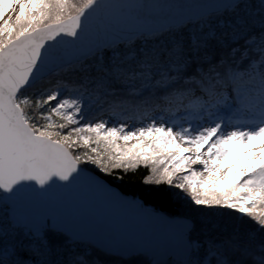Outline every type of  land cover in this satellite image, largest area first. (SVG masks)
<instances>
[{
	"label": "snow or ice",
	"instance_id": "obj_1",
	"mask_svg": "<svg viewBox=\"0 0 264 264\" xmlns=\"http://www.w3.org/2000/svg\"><path fill=\"white\" fill-rule=\"evenodd\" d=\"M259 140L264 0H0V264H264Z\"/></svg>",
	"mask_w": 264,
	"mask_h": 264
},
{
	"label": "water",
	"instance_id": "obj_2",
	"mask_svg": "<svg viewBox=\"0 0 264 264\" xmlns=\"http://www.w3.org/2000/svg\"><path fill=\"white\" fill-rule=\"evenodd\" d=\"M116 190L124 195L121 198L122 200L129 202L128 204H120L114 202L110 196L97 192L86 182H84L82 186L73 193V195L77 199L85 201L89 205L90 211L94 214L107 217L119 223L130 232L153 233L161 230L159 225H156L146 218L138 215L136 211L131 207L130 202L136 198L122 192L118 187L116 188ZM111 191L115 192L114 189ZM120 193H116V195L120 196ZM150 208L151 207L147 209L148 212L153 211ZM156 211L160 212L162 215H169L163 211Z\"/></svg>",
	"mask_w": 264,
	"mask_h": 264
},
{
	"label": "trees",
	"instance_id": "obj_3",
	"mask_svg": "<svg viewBox=\"0 0 264 264\" xmlns=\"http://www.w3.org/2000/svg\"><path fill=\"white\" fill-rule=\"evenodd\" d=\"M147 174H148V170L142 166L135 174L125 175L124 182L117 181L114 183L116 185L126 184L127 187L121 186L118 188L122 192L129 194L133 196L134 198L140 199L142 198V189H145L147 187L141 183V180ZM169 191L176 192L177 190L170 189ZM180 195L182 196L183 194L181 193ZM146 206H149L159 211H163L167 214H169V212L167 211L168 208H171L173 212H181V213L184 212L187 208V204L185 203V201L181 199H177L176 197H172L171 202L169 204H165L163 208H161L159 203H156V204L148 203Z\"/></svg>",
	"mask_w": 264,
	"mask_h": 264
},
{
	"label": "rangeland",
	"instance_id": "obj_4",
	"mask_svg": "<svg viewBox=\"0 0 264 264\" xmlns=\"http://www.w3.org/2000/svg\"><path fill=\"white\" fill-rule=\"evenodd\" d=\"M257 143H264V140H259V141H257ZM244 158L245 157H244V154L242 152L237 153V160H236L237 166H239V164L243 161ZM229 163H233V161H229ZM195 167L197 168V170L200 169L198 165H196Z\"/></svg>",
	"mask_w": 264,
	"mask_h": 264
},
{
	"label": "bare ground",
	"instance_id": "obj_5",
	"mask_svg": "<svg viewBox=\"0 0 264 264\" xmlns=\"http://www.w3.org/2000/svg\"><path fill=\"white\" fill-rule=\"evenodd\" d=\"M199 166V165H198ZM199 168H200V166H199Z\"/></svg>",
	"mask_w": 264,
	"mask_h": 264
}]
</instances>
